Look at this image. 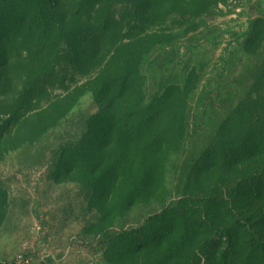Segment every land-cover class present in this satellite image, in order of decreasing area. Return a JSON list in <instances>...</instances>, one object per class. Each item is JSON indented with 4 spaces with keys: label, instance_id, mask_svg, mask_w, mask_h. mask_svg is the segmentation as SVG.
Wrapping results in <instances>:
<instances>
[{
    "label": "rangeland",
    "instance_id": "374dc122",
    "mask_svg": "<svg viewBox=\"0 0 264 264\" xmlns=\"http://www.w3.org/2000/svg\"><path fill=\"white\" fill-rule=\"evenodd\" d=\"M83 2L34 3L76 23L87 19L75 15ZM97 5L111 35L95 65L77 69L64 42L51 86L26 94L9 76L0 87V264H222L223 227L235 251L227 264H259L263 255L235 230L230 211L260 207L264 223V182L253 186L260 198H241L264 172V0ZM108 62L114 123L134 135L148 120L146 132L158 138L154 198L129 202L120 184L109 194V160L130 147L140 155L143 139L89 136L108 122L94 82ZM179 202L190 211L170 233L173 224L155 215ZM147 222L153 238L144 248Z\"/></svg>",
    "mask_w": 264,
    "mask_h": 264
},
{
    "label": "trees",
    "instance_id": "16d2710c",
    "mask_svg": "<svg viewBox=\"0 0 264 264\" xmlns=\"http://www.w3.org/2000/svg\"><path fill=\"white\" fill-rule=\"evenodd\" d=\"M34 2L32 0H0V87L2 84L9 83V76H16L26 94H37L56 81V58L61 56V47L64 42L69 46H74L73 62L77 69L83 70L96 64L98 57L102 54L105 42L109 40L111 35L109 19L101 15L97 0H84L75 15L82 18V14H84L87 19L76 23L74 21L67 22L62 16L53 13L51 9L48 11L43 8V4L37 3V5ZM6 18L8 20L4 21ZM72 22L76 24L74 28L69 26L72 25ZM64 38L66 41H63ZM95 79L94 82L100 87L96 91L97 98L105 99L106 102V107L101 110L99 117L108 122L103 127L106 128L105 133L101 131V133L98 132L89 136L100 137L105 135L102 140L109 136L110 143L111 135L115 131L125 141L139 143L143 139L140 155H135L130 147L126 150L120 149L122 157L119 162L109 160V194L112 188L120 184L121 187L126 186L129 190L128 197L126 196L129 202L135 197L150 196L154 198L155 185L161 181V173H163L161 170L163 167L161 168V164L155 159L156 149L159 146L157 144L158 138L156 135H149L146 132L147 125H150L148 120L145 122V128H141V124L136 126L135 133L141 130L142 138L138 133L124 135L122 132L126 131L127 127L122 125V121L114 123L117 120L114 119V108L109 107V92L111 91L109 88V62ZM113 104L111 101L112 106ZM102 125L103 123L97 122L98 129H101ZM151 139L155 143L151 142ZM138 168L140 169L139 174L136 173ZM254 177L255 179L251 182L248 191L242 190L241 198L261 197L260 187L255 186V189L253 186L263 184L264 172L257 171ZM178 206V208L173 209L169 207L162 214L155 215V221L164 223L167 220L173 224L174 228L170 230V233L180 231L179 219L182 220L186 215V210L190 211V206L184 202H179ZM257 210L254 213L245 210L237 213L230 212H233L235 230L242 236H248L250 240L252 239L253 248L263 255L259 259V264H264V239L261 237L262 232H264V223L262 216L258 217L261 208L259 207ZM255 217L261 221L259 224L252 221V218ZM152 219L154 218H151V221ZM215 224H217L216 221ZM141 231H143L140 235L142 240L138 235L133 236V239H137L138 242L141 240L143 247L146 248L150 244V239L153 238L151 237L153 232L151 223L147 222ZM220 234L219 248L225 249L222 264H227L228 259L235 253L232 235L226 227H223Z\"/></svg>",
    "mask_w": 264,
    "mask_h": 264
}]
</instances>
